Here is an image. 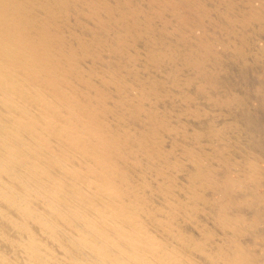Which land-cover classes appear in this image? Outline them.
I'll return each instance as SVG.
<instances>
[{
  "label": "bare ground",
  "instance_id": "1",
  "mask_svg": "<svg viewBox=\"0 0 264 264\" xmlns=\"http://www.w3.org/2000/svg\"><path fill=\"white\" fill-rule=\"evenodd\" d=\"M0 264H264V0H0Z\"/></svg>",
  "mask_w": 264,
  "mask_h": 264
}]
</instances>
